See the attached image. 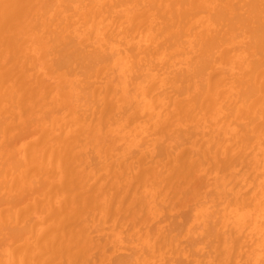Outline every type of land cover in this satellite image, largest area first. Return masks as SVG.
<instances>
[{
    "label": "bare ground",
    "instance_id": "bare-ground-1",
    "mask_svg": "<svg viewBox=\"0 0 264 264\" xmlns=\"http://www.w3.org/2000/svg\"><path fill=\"white\" fill-rule=\"evenodd\" d=\"M0 264H264V0H0Z\"/></svg>",
    "mask_w": 264,
    "mask_h": 264
}]
</instances>
